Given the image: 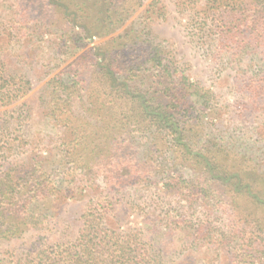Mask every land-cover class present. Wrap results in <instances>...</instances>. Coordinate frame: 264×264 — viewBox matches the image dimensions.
<instances>
[{
    "label": "trees",
    "instance_id": "obj_1",
    "mask_svg": "<svg viewBox=\"0 0 264 264\" xmlns=\"http://www.w3.org/2000/svg\"><path fill=\"white\" fill-rule=\"evenodd\" d=\"M140 5L141 0H0V105L31 89L25 73L9 65L5 45L21 47L32 27L60 32L65 49L42 64L50 73L86 40L116 31ZM201 12L209 20L202 25L211 26L205 34L210 46L232 61H247L249 99L264 113V0H206ZM82 55L91 74L76 66V58L47 81V115L60 129L53 143L61 151L59 165L47 169L35 150L0 161V241L47 222L48 212H35L33 201L74 198L67 182L87 189L101 179L110 188L156 184L190 209L233 215L238 223L225 231L210 223L192 225L185 231L192 241L181 247L212 250L215 259L224 252L229 264H264V130L253 138L235 127H218V119L208 117L210 96L163 55L144 26H128ZM105 215L100 203L87 207L73 240L36 241L21 253L7 252L0 264H170L141 232L118 230Z\"/></svg>",
    "mask_w": 264,
    "mask_h": 264
},
{
    "label": "rangeland",
    "instance_id": "obj_2",
    "mask_svg": "<svg viewBox=\"0 0 264 264\" xmlns=\"http://www.w3.org/2000/svg\"><path fill=\"white\" fill-rule=\"evenodd\" d=\"M205 2L141 0V5L116 31L86 40L83 47L74 50L50 73L44 72L47 68L42 71V64L48 58H56L58 52L65 49V40L60 38V32L55 35L43 28L32 27L22 38L21 47L5 45L9 65L25 73L31 81V89L20 99L0 105V161L11 160L16 155L23 158L35 150L43 156L47 169L59 165L61 151L53 143L59 137L60 129L54 126L46 108L48 79L76 58L79 61L76 66H84L87 75L91 74L90 65L82 59V53L133 25L146 27L163 55L173 60L189 82L201 89V93L210 96L207 109L211 115L208 117H216L218 127H235L244 137L250 135L254 138L253 134L264 130V113L256 110L249 99L246 85L247 75H250L248 63L245 59L232 61L226 53L219 54L214 45L210 46L205 38L210 23L204 26L201 22L209 21L201 12ZM1 14L4 15L2 11L0 17ZM28 49L30 56L25 52ZM203 99L199 97L198 103ZM7 140L9 143L4 144ZM262 150L259 151L260 158L264 159V148ZM180 172L184 177H190L186 168H181ZM58 183L64 186L62 181ZM82 185L76 183L71 186L67 182V187H72L77 193L74 198L54 202L51 198L33 201L35 212H48L47 222L37 228H28L18 237L0 241V257L6 256L9 251L21 253L36 241L54 243L73 240L82 226L83 212L87 207L100 203L106 210V222L110 226L122 231L141 232L145 241H152L162 249L170 264H193L197 261L196 264H229L228 255L224 252L215 259L212 250L183 249L181 246L185 244L183 241H192L187 232L185 237V231L192 225L210 223L215 229L225 231L232 227L231 223H238L233 215L217 211L208 215L201 206L190 209L173 192L156 184L110 188L97 179L91 188H82ZM80 192L81 196H77Z\"/></svg>",
    "mask_w": 264,
    "mask_h": 264
}]
</instances>
